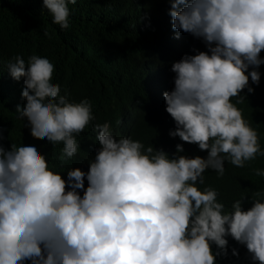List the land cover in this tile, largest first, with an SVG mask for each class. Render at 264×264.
<instances>
[{
	"label": "clouds",
	"instance_id": "1",
	"mask_svg": "<svg viewBox=\"0 0 264 264\" xmlns=\"http://www.w3.org/2000/svg\"><path fill=\"white\" fill-rule=\"evenodd\" d=\"M120 1L117 18L142 21L134 54L144 59V95L165 101L176 125L169 136L198 145L207 158L179 155L180 144L174 158L145 148L131 138L129 117L102 118L82 92L65 91L47 58L14 57L9 74L22 78L17 118L49 142L62 169L50 168L34 145L0 143V264H215L228 255L229 236L246 246V264H264L262 194L253 193L248 210L247 197L228 210L216 189L198 187L206 170L222 177L225 161L243 168L264 156L236 106L246 88L254 93L249 77L260 82L264 0H160L146 15L149 0ZM69 3L77 0H43L61 30L71 24Z\"/></svg>",
	"mask_w": 264,
	"mask_h": 264
},
{
	"label": "trees",
	"instance_id": "2",
	"mask_svg": "<svg viewBox=\"0 0 264 264\" xmlns=\"http://www.w3.org/2000/svg\"><path fill=\"white\" fill-rule=\"evenodd\" d=\"M149 1L145 15L152 14L155 3L160 0ZM120 3V0L69 3L71 24L68 29L61 30L49 19L53 17L44 7L43 0H0V129H3L4 137L0 143L4 147L11 150L12 144L17 147L34 145L41 154L46 153L50 168L62 169L57 152L48 147L46 139L36 140L31 136L27 119L19 120L17 106H14L22 78L14 80L8 64L14 62L16 56L23 57L27 63L30 56L37 55L53 63L56 69L52 77L70 95L82 92L92 102L98 116L113 122L129 117L131 138L139 140L145 148L153 145L154 149H163L174 158L176 145L180 144L184 152L179 155L207 158V151H201L198 145L187 144L179 137L171 138L169 132L174 131L176 125L166 112L165 101L150 100L144 95L140 85L144 59L139 60L134 54L141 52L135 39L142 21L133 16L117 18L114 11ZM188 38L196 43L191 36ZM169 56L174 59L176 55ZM258 71L261 74L258 86L249 77V87L254 93H248L246 88L241 93L245 97L243 103L236 104L237 98H231V102L242 110L243 118L258 132L261 151H264V65ZM172 79L174 81L175 73ZM224 167L222 177L214 170H206L204 184L198 187L201 190L205 186L216 189L218 202L228 210L233 202L243 197L247 198L242 207L248 210L255 192L262 194L264 202V176H257L253 171L264 170V156L257 155L243 168L228 161ZM226 239L228 255L218 256L215 264H246L248 259L242 251L246 246L230 236ZM232 249H236L239 255L233 256ZM212 250L218 251L215 245Z\"/></svg>",
	"mask_w": 264,
	"mask_h": 264
},
{
	"label": "bare ground",
	"instance_id": "3",
	"mask_svg": "<svg viewBox=\"0 0 264 264\" xmlns=\"http://www.w3.org/2000/svg\"><path fill=\"white\" fill-rule=\"evenodd\" d=\"M110 66V65H109Z\"/></svg>",
	"mask_w": 264,
	"mask_h": 264
}]
</instances>
